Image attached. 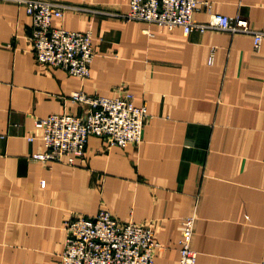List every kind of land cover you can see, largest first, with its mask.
Listing matches in <instances>:
<instances>
[{
	"label": "crops",
	"instance_id": "1",
	"mask_svg": "<svg viewBox=\"0 0 264 264\" xmlns=\"http://www.w3.org/2000/svg\"><path fill=\"white\" fill-rule=\"evenodd\" d=\"M50 1L70 6L53 26L91 28L96 54L86 79L38 64L32 17L0 0V264H61L66 222L101 208L151 223L159 264H179L192 214L195 264H264V40L256 49L250 34L125 20L129 0ZM208 1L264 31V0ZM124 90L149 113L141 143L90 135L74 164L31 158L36 118L79 114L74 91Z\"/></svg>",
	"mask_w": 264,
	"mask_h": 264
},
{
	"label": "built area",
	"instance_id": "2",
	"mask_svg": "<svg viewBox=\"0 0 264 264\" xmlns=\"http://www.w3.org/2000/svg\"><path fill=\"white\" fill-rule=\"evenodd\" d=\"M25 7L32 17V45L35 59L44 66H58L71 75L86 79L90 76L95 56L92 29L74 31L55 27L52 20L61 18L70 7L50 0H12ZM204 6L210 13L206 21L193 17L195 9ZM122 19L157 23L173 28L180 26L185 34L197 29L202 32L223 30L250 34L259 49L264 31L250 25L241 15H226L212 11L208 0H129V8L117 13ZM79 114L52 113L36 118L27 138H39L42 148L31 158L39 162L74 164L85 155L90 135L102 137L108 145L125 147L143 140L144 126L149 116L145 105H137L129 90L113 97L74 91ZM195 215L181 220L179 264H195L198 252L192 247ZM151 223L124 221L105 208L92 215H76L66 222V238L61 252V264H159L155 252L160 247Z\"/></svg>",
	"mask_w": 264,
	"mask_h": 264
}]
</instances>
